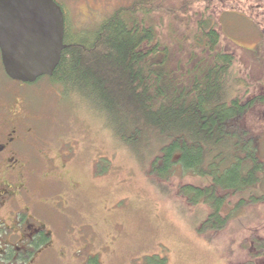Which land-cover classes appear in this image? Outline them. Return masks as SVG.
Returning a JSON list of instances; mask_svg holds the SVG:
<instances>
[{
  "label": "rangeland",
  "instance_id": "obj_1",
  "mask_svg": "<svg viewBox=\"0 0 264 264\" xmlns=\"http://www.w3.org/2000/svg\"><path fill=\"white\" fill-rule=\"evenodd\" d=\"M143 1L154 0L93 2L100 12L97 20L90 19L87 5L79 2L67 20L68 32L88 39L115 11ZM210 1L208 20L222 34L221 44L235 50L236 66L243 77L251 74L253 91L263 92L259 81L264 82V0ZM204 7L192 9V26ZM154 19L161 39L178 44L184 29L167 16L155 14ZM0 89L8 100L16 92L33 117L38 149L31 150L30 161L41 180L36 186L39 199L46 200L41 211L55 233L51 259L45 256L50 264H72L67 259L60 263L58 253L76 264H264V183L256 188L260 202H248V195L232 196L224 214L241 199L246 204L231 213L215 239H209L198 230L208 207L192 206L178 194L184 183H203L198 178H181L178 168L164 191L146 173L148 162L140 154L144 145L137 155L86 101L65 97L62 87L48 78L34 84L10 79L2 69L1 53ZM248 122L256 134L263 131L259 157L264 161V106L252 110ZM39 149L49 161L37 155Z\"/></svg>",
  "mask_w": 264,
  "mask_h": 264
},
{
  "label": "trees",
  "instance_id": "obj_2",
  "mask_svg": "<svg viewBox=\"0 0 264 264\" xmlns=\"http://www.w3.org/2000/svg\"><path fill=\"white\" fill-rule=\"evenodd\" d=\"M198 4L205 7L192 26ZM211 7L210 0L135 2L103 20L88 39L71 36L66 27L58 68L37 81L48 78L65 97L86 101L137 155L144 145L146 173L164 191L178 168L181 178L191 174L203 182L184 183L178 194L208 207L198 230L215 239L246 204L241 199L224 214L232 196L262 199L256 188L264 183L263 131L256 134L247 123L249 113L264 106V91H253L251 74L243 77L236 66L235 50L221 44L222 34L208 20ZM155 14L184 29L178 44L161 39Z\"/></svg>",
  "mask_w": 264,
  "mask_h": 264
},
{
  "label": "flooded vegetation",
  "instance_id": "obj_3",
  "mask_svg": "<svg viewBox=\"0 0 264 264\" xmlns=\"http://www.w3.org/2000/svg\"><path fill=\"white\" fill-rule=\"evenodd\" d=\"M53 1L64 13L65 29L72 8L79 2L87 5L90 19L99 18L100 12L92 6L99 0ZM4 93L0 89V264H50L45 256L51 259L55 233L41 211L46 200L39 199L36 188L41 180L30 161L31 150L38 149L33 117L24 100L14 96L16 92L10 100L3 98ZM40 151L37 155L49 161L50 157ZM59 254L60 263L67 259L76 264L72 257Z\"/></svg>",
  "mask_w": 264,
  "mask_h": 264
},
{
  "label": "water",
  "instance_id": "obj_4",
  "mask_svg": "<svg viewBox=\"0 0 264 264\" xmlns=\"http://www.w3.org/2000/svg\"><path fill=\"white\" fill-rule=\"evenodd\" d=\"M64 13L53 0H0V53L12 80L52 76L65 45Z\"/></svg>",
  "mask_w": 264,
  "mask_h": 264
}]
</instances>
